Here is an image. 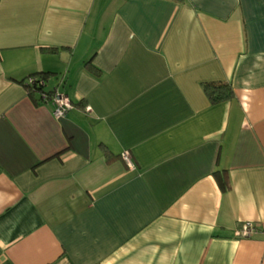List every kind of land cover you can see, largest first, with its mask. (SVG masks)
<instances>
[{"label": "crops", "instance_id": "0c3cea01", "mask_svg": "<svg viewBox=\"0 0 264 264\" xmlns=\"http://www.w3.org/2000/svg\"><path fill=\"white\" fill-rule=\"evenodd\" d=\"M0 264H264V0H0Z\"/></svg>", "mask_w": 264, "mask_h": 264}, {"label": "trees", "instance_id": "16d2710c", "mask_svg": "<svg viewBox=\"0 0 264 264\" xmlns=\"http://www.w3.org/2000/svg\"><path fill=\"white\" fill-rule=\"evenodd\" d=\"M52 76L53 75L49 73H40L31 75L23 81V84L27 89V95L33 102L44 104L52 102V99L56 94L55 90H45L46 83ZM202 89L212 103L230 99L233 95L232 86L227 81L203 83ZM213 178L221 192H226L230 189L229 179L225 171L214 172Z\"/></svg>", "mask_w": 264, "mask_h": 264}, {"label": "built area", "instance_id": "2783aa9c", "mask_svg": "<svg viewBox=\"0 0 264 264\" xmlns=\"http://www.w3.org/2000/svg\"><path fill=\"white\" fill-rule=\"evenodd\" d=\"M52 104L54 106L53 115L56 118L64 116L67 111L71 108V103L68 97L60 94H55L52 99ZM122 160L127 165H131L128 153H123L121 155ZM256 232V228L253 223H243L235 230V237L238 239H245L251 237L253 233Z\"/></svg>", "mask_w": 264, "mask_h": 264}]
</instances>
